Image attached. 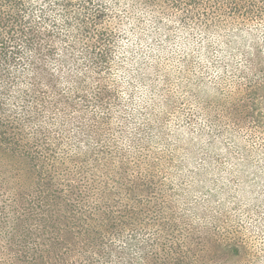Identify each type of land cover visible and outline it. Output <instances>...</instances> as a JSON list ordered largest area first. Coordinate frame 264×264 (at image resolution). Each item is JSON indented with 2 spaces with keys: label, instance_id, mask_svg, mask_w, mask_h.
<instances>
[{
  "label": "rangeland",
  "instance_id": "1",
  "mask_svg": "<svg viewBox=\"0 0 264 264\" xmlns=\"http://www.w3.org/2000/svg\"><path fill=\"white\" fill-rule=\"evenodd\" d=\"M229 16L138 14L144 23L119 26L102 76L84 71L85 53L70 55L63 42L46 57L52 82L42 78L36 120L67 156L107 160L93 191L125 213L120 235L106 236L132 264L163 247L188 264H264V13ZM29 70L5 100L20 119L34 114Z\"/></svg>",
  "mask_w": 264,
  "mask_h": 264
},
{
  "label": "trees",
  "instance_id": "2",
  "mask_svg": "<svg viewBox=\"0 0 264 264\" xmlns=\"http://www.w3.org/2000/svg\"><path fill=\"white\" fill-rule=\"evenodd\" d=\"M210 4L211 0H0V264H132L133 257L116 251L106 236L120 235L125 213L97 202L93 191L91 178L107 169V160L99 165L101 160L90 154L67 156L64 149L58 150L62 143L51 139L54 134L36 120L37 105L46 103L41 101V87L46 86L42 78L52 82L45 60L53 55L57 40L70 55L81 49L83 70L102 76L100 69H109L113 61L115 37L125 30L119 28L145 22L135 17L138 14L181 22L202 17L213 21L217 13L219 17L226 12L229 17L264 13V0H216L215 8ZM205 9L212 14L207 16ZM28 66L26 96L34 102V114L20 119L5 100L10 84L17 85ZM101 76L96 96L100 103L108 92ZM5 78L8 81H1ZM247 100L253 103L251 95ZM36 123L37 130L28 133L27 126ZM163 248L161 255H144L146 264H188L184 256H165Z\"/></svg>",
  "mask_w": 264,
  "mask_h": 264
}]
</instances>
